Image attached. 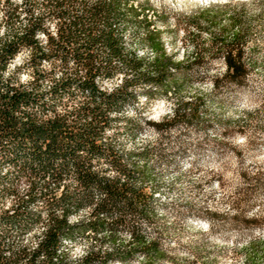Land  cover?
Masks as SVG:
<instances>
[{"label": "rangeland", "instance_id": "374dc122", "mask_svg": "<svg viewBox=\"0 0 264 264\" xmlns=\"http://www.w3.org/2000/svg\"><path fill=\"white\" fill-rule=\"evenodd\" d=\"M35 1L40 8L44 0ZM12 2L21 5V0ZM4 3L0 0V20L6 15ZM130 4L139 11L140 23L123 26L127 50L140 56L146 47L145 9L151 29L160 32L163 44H168L167 52L178 60L190 59L177 72L185 76L178 91L135 86L137 98L112 114L114 121L104 138L120 149L128 166H148L152 208L149 217L138 218L136 224L148 238L157 239L163 256L149 260L139 251L117 252L118 244L131 242L127 229H117L116 247L107 238V231L89 229L62 244L67 256L64 264H88L83 259L88 250L89 264H264V0L215 5L211 11L171 0H130ZM236 13L245 21L241 28L244 37L233 51H242L246 73L241 84L226 76L227 51L220 39L222 27L230 28ZM207 15H216L217 24L209 22ZM25 19L23 12L19 21ZM58 22L46 17L45 26L55 33ZM39 39L46 43L43 34ZM28 56L27 50L18 53L5 77L24 83L31 80V69L23 66ZM43 66L49 70L51 62ZM60 75L57 68L55 76ZM122 78L120 72L99 83L110 92ZM51 82L46 78L44 88ZM194 100L200 102L198 121L190 123L182 118L170 129H158L157 124L173 117L179 103ZM99 166L109 168L103 160ZM1 170L4 174L13 169L6 165ZM12 187V194L0 197V213L6 209L12 212L18 198L27 197L30 180L21 175ZM32 210L41 211L42 222L23 231L13 230L4 250L13 245V239L19 241V249L36 248L47 211L41 200ZM90 215L87 207L70 219L77 223L89 220ZM254 240L257 243L251 244ZM254 252H259V257Z\"/></svg>", "mask_w": 264, "mask_h": 264}, {"label": "trees", "instance_id": "16d2710c", "mask_svg": "<svg viewBox=\"0 0 264 264\" xmlns=\"http://www.w3.org/2000/svg\"><path fill=\"white\" fill-rule=\"evenodd\" d=\"M21 5L5 0L6 15L0 20V197L13 193V181L21 175L29 178L30 191L26 198H18L11 213H0V264H64L66 253L58 251L64 238L89 229L107 231L116 247L119 228L131 232V242L117 243V252L139 251L157 260L163 256L157 239L148 238L136 224L138 218L149 217L152 208L153 191L147 183L151 172L147 165L128 166L120 149L104 138L114 121L112 114L137 98L135 86L178 91L185 76L177 72L190 59L178 60L167 52L161 33L151 29L145 9L143 44L155 54L145 58L127 50L123 26L140 23L139 11L130 0H44L40 8L35 0H21ZM23 12L26 19L21 23ZM46 17L59 20L55 33L45 26ZM206 17L217 24L216 15ZM243 18L234 14L230 28L222 27L220 38L227 51L226 76L236 84L243 82L246 73L242 51L233 53L244 37ZM40 34L45 35V44ZM22 50L29 53L23 66L33 74L26 83L5 77ZM47 61L49 70L43 66ZM120 72L121 84L110 92L104 90L99 82ZM46 78L52 81L48 89L43 86ZM182 118L198 121L200 102L179 103L173 117L156 126L167 130ZM102 160L109 168H99ZM6 165L13 170L3 174L1 168ZM38 200L44 203L47 219L37 247H22L6 256L3 246L13 230L42 222L41 211L32 210ZM87 207L90 219L73 223L70 216ZM254 255L259 257V252ZM84 258L89 264L90 256Z\"/></svg>", "mask_w": 264, "mask_h": 264}, {"label": "bare ground", "instance_id": "6f19581e", "mask_svg": "<svg viewBox=\"0 0 264 264\" xmlns=\"http://www.w3.org/2000/svg\"><path fill=\"white\" fill-rule=\"evenodd\" d=\"M173 2H179L181 5H190V6H193L195 8H198V7H212V6H215V5H227V4H232V3H236L238 4V2H242L243 0H171ZM253 1V0H252ZM251 2V1H250ZM249 2V3H250ZM175 4V3H174ZM242 4V3H241ZM244 4V3H243ZM180 5V6H181ZM245 5V4H244ZM144 47V46H143ZM165 49L167 50L168 49V44H165L164 45ZM138 54V53H137ZM155 52L152 48H148L147 46L145 48L142 49L141 51V57H147L149 58L151 55L154 56ZM139 56V55H138ZM11 213V212H10ZM71 238H64L62 240V244L63 243H67L68 241H70ZM62 244L60 245L59 247V252L62 254V250H61V246ZM11 245V244H10ZM37 247V246H36Z\"/></svg>", "mask_w": 264, "mask_h": 264}, {"label": "built area", "instance_id": "2783aa9c", "mask_svg": "<svg viewBox=\"0 0 264 264\" xmlns=\"http://www.w3.org/2000/svg\"><path fill=\"white\" fill-rule=\"evenodd\" d=\"M254 1H257V0H254ZM243 2H247V0H243ZM228 6H234V5H236V4H227ZM45 36V35H44ZM17 204V203H16ZM4 212H7V209L6 210H3ZM45 227H46V225L45 226H43L42 227V230H41V232H40V236H39V240H38V242L40 241V239L42 238V235H43V231H44V229H45ZM85 233H87V231L85 232ZM84 233V234H85ZM16 251L17 252H19V241H15L14 239H13V246L12 247H5V250H4V254L6 255V256H11L13 253H16ZM85 254H84V256L83 257H87V256H89L90 255V251L88 250V251H86V252H84ZM17 264H19V263H17Z\"/></svg>", "mask_w": 264, "mask_h": 264}]
</instances>
